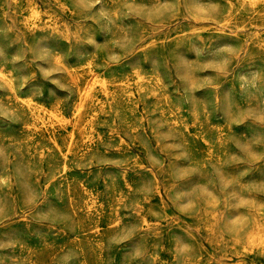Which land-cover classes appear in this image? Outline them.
Segmentation results:
<instances>
[{"label": "rangeland", "instance_id": "374dc122", "mask_svg": "<svg viewBox=\"0 0 264 264\" xmlns=\"http://www.w3.org/2000/svg\"><path fill=\"white\" fill-rule=\"evenodd\" d=\"M87 3L0 0L2 264H264V1Z\"/></svg>", "mask_w": 264, "mask_h": 264}, {"label": "clouds", "instance_id": "9594fccd", "mask_svg": "<svg viewBox=\"0 0 264 264\" xmlns=\"http://www.w3.org/2000/svg\"><path fill=\"white\" fill-rule=\"evenodd\" d=\"M99 3H100V0H88L86 7H88L89 9L95 8ZM125 7L127 9L126 14H136V15L141 14V11H140L141 9H147L143 6L134 5L132 3L126 4ZM157 7H165L167 9H171L174 6L170 3H162V4L156 5L154 8H157ZM196 7H203V6L202 5H196ZM101 15H106V13L101 12ZM119 43L120 42L117 41V44H119ZM113 59H116V57H113ZM255 118L258 119L260 122L264 123V113L256 114ZM255 143H260V142L256 141ZM239 147H241L246 152H249V153L251 152V146H239ZM255 159H257V160L264 159V155L255 154ZM185 207L186 208H194L195 204L190 203L189 205H187ZM2 218H3V209H0V219H2ZM17 247L22 248L23 245L19 244V242L15 241V240L0 243V252L6 251L9 249H15ZM180 251H181V253L188 252V251H192V248L190 245H185L184 249H181ZM71 258H72L71 253L64 255L63 257H61V264H67V261L70 260ZM12 259H13V264H16V258H12ZM0 264H2V261H0Z\"/></svg>", "mask_w": 264, "mask_h": 264}, {"label": "bare ground", "instance_id": "6f19581e", "mask_svg": "<svg viewBox=\"0 0 264 264\" xmlns=\"http://www.w3.org/2000/svg\"><path fill=\"white\" fill-rule=\"evenodd\" d=\"M253 3H257L260 1H264V0H251ZM57 64H61V66H63L64 68H67L65 66V64L60 60V58L55 57L54 59ZM69 75V79L74 83V84H78L79 83V78L78 75L75 74V72H73V70L67 68L66 69ZM0 78L3 79V81L7 84V86L12 90L13 89V84L11 82V80L9 79L8 76H6L5 74H3L2 72H0ZM95 78V76L93 77ZM97 83L99 84L100 82H98V80H94L91 84H88L87 86L83 87L80 89V97H81V101L80 103L77 105V109H76V120L77 123L76 125H78V122L81 119V115L82 112L85 108V106L90 102V100L92 99V95L94 92L95 87L97 86ZM101 88L102 91L104 92V94L108 97H110L112 95V93L108 90V86L106 83H101ZM30 107H33V105L31 103H29ZM43 109V108H42ZM45 114H49L50 116H58L59 114L57 112H54L53 110H51L50 112H47L45 109H43V111H41ZM34 113V112H33ZM75 125V126H76ZM55 145L57 146L58 143L55 141ZM118 224V223H117ZM116 225V224H115ZM260 245L264 246V240L260 242Z\"/></svg>", "mask_w": 264, "mask_h": 264}]
</instances>
